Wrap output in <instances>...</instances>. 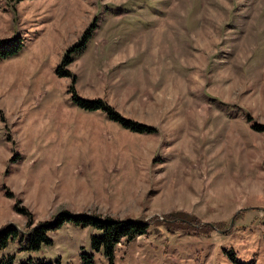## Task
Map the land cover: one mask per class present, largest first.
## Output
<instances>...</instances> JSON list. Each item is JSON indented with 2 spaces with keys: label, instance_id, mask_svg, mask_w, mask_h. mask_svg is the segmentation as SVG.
<instances>
[{
  "label": "rangeland",
  "instance_id": "obj_1",
  "mask_svg": "<svg viewBox=\"0 0 264 264\" xmlns=\"http://www.w3.org/2000/svg\"><path fill=\"white\" fill-rule=\"evenodd\" d=\"M0 41L17 50L0 58V230L60 214L147 225L111 260L69 222L2 254L264 264V0H0Z\"/></svg>",
  "mask_w": 264,
  "mask_h": 264
},
{
  "label": "trees",
  "instance_id": "obj_2",
  "mask_svg": "<svg viewBox=\"0 0 264 264\" xmlns=\"http://www.w3.org/2000/svg\"><path fill=\"white\" fill-rule=\"evenodd\" d=\"M86 36L82 38L80 43L70 48L67 53L73 54L76 57L86 44ZM11 46L12 43L10 41H0V58L16 53L17 50L12 49ZM66 58H68V56H66ZM63 72L65 71L63 70ZM57 73L60 74L59 69L57 70ZM74 100L75 105L82 110H108L111 120L118 122L126 129L139 133L146 132L147 130V128L138 125L135 122L123 119L117 114L109 111V109L99 100L91 102L80 100L78 98H75ZM66 222L72 223L76 226L80 225L82 227L92 226L94 229L99 231L100 234L92 238L91 246L96 252L102 251L103 255L109 260H111L117 245L122 241L131 243L137 237L143 236L147 232L146 224H134L127 221L118 222L115 220H101L95 216H68L60 214L56 218L55 222L39 224L32 229L29 228L27 233L22 234L13 226L0 230V264H14L15 262V255L2 254V251H4L9 244L16 242L17 252H37L41 249V247L52 244L51 239L47 236L48 233L57 230V228L61 227ZM81 258L84 260L83 264H92V260L86 254L82 253ZM19 264L51 263L39 258L34 259L32 257H28L27 259L22 260Z\"/></svg>",
  "mask_w": 264,
  "mask_h": 264
}]
</instances>
